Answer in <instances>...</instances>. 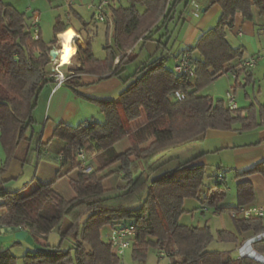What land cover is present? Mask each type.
<instances>
[{
	"label": "trees",
	"instance_id": "1",
	"mask_svg": "<svg viewBox=\"0 0 264 264\" xmlns=\"http://www.w3.org/2000/svg\"><path fill=\"white\" fill-rule=\"evenodd\" d=\"M128 1V6L109 7L114 47L108 46V53L100 61L88 46L82 49L78 45L80 63L70 69L64 82L66 86L75 90L83 73L120 74L124 70L122 65L132 59L127 50L139 40H153L154 33L169 20L179 2ZM211 4L221 8L216 25L182 51L188 53L194 63V77L175 73L166 65L167 54L161 53L139 64L126 77V81H130L117 98L96 101L104 122L91 119L76 126L59 123L55 127L52 138L62 142L60 165H68L70 170L76 171L70 181L74 197L64 198L53 188L52 182H37L31 188L26 186L16 191L0 189L3 197L0 208L4 209L0 226L25 229L36 243L51 249L28 250L22 256V264H118L121 258L101 235L103 227L116 225L133 226L132 256L141 263L148 248L154 247L159 253L167 254L171 264H264L248 256L232 257L229 251L208 250L213 240L209 226L179 223L184 200L197 198L204 186L205 164L198 161L201 154L186 157L172 169L154 175L173 159V150L203 141L209 129L247 131L264 127V100L232 109L222 99L198 94L202 86L227 73L231 61L242 57V48L229 44L226 30L232 27L237 14L251 20L256 12L264 19V0H212ZM69 8L76 14L72 6ZM27 18L24 12L0 0V143L5 154L0 176L21 141L28 143L27 155L32 151L39 157L42 146L41 132L33 129L32 112L40 90L52 82L50 45L42 40L40 28L38 38L33 37ZM255 26L264 33V23ZM68 28L69 23L56 17L55 36ZM156 41L165 49V41ZM119 54L118 66L113 68ZM142 114L144 124L131 132L128 124ZM127 137L132 143L117 152L115 145ZM80 146L89 153L96 152L97 164L89 173L79 169L75 152ZM25 160L28 161V157ZM113 165H118L117 170L122 172L125 181L116 191L105 188V177L101 176V172ZM252 173L264 176V160L233 175L237 179ZM223 176L221 170L217 171L215 185L207 189L200 201L201 208L213 206L217 214L230 213L253 201L251 183L242 181L235 186L236 204H222L227 190ZM29 188L31 190H27ZM79 204L82 205L79 214L64 231H59L61 240L71 236L73 245L63 250L60 244L46 243L48 234L59 230L63 217ZM231 219L234 232L217 231L221 242L239 246L246 236L264 229L261 218ZM253 246L264 252V242H255ZM1 247L0 264H17L18 258Z\"/></svg>",
	"mask_w": 264,
	"mask_h": 264
},
{
	"label": "crops",
	"instance_id": "2",
	"mask_svg": "<svg viewBox=\"0 0 264 264\" xmlns=\"http://www.w3.org/2000/svg\"><path fill=\"white\" fill-rule=\"evenodd\" d=\"M117 0H111V6H128L117 3ZM212 0H179L176 4L175 9L170 13L169 20L159 29L154 35L153 40L137 41L131 48L127 50L129 57L134 58L139 63L136 67L148 60H152L165 53L168 56L167 67L173 69L177 56L182 53L189 46L193 45L197 38L208 29L214 27L220 17L221 8L218 4H211ZM142 11L143 7H139ZM76 11V10H75ZM79 20L82 21V16L79 12H75ZM110 16V12H109ZM64 23L70 24L77 38V45L81 48H86L84 40L80 36L82 31L81 26L76 23H72L67 19ZM107 23V28L113 27V20L110 16V20ZM264 19L259 17L255 12L251 20L244 19L240 14L235 16L233 27L226 30V38L232 47H241L242 51L244 48V41L234 44L233 40L229 38L228 33H232L233 36L242 37L244 36L254 40L255 36H259L260 31H257L255 25L263 24ZM173 24L175 28L181 27V31L186 29L185 36L182 39L178 37L173 40V33L170 32L169 27ZM241 33V35L238 34ZM78 33V34H77ZM157 39L161 42L165 41V49L158 45ZM173 40V41H172ZM172 43V44H171ZM50 45V44H49ZM141 46L144 48V52L138 55H131L136 47ZM121 56V54H119ZM259 61L262 60L260 56L256 57ZM99 59V58H98ZM104 59V58H103ZM103 59H99L103 61ZM244 60L243 56L239 59H235L228 64L229 71L227 73L234 72L235 80L243 72L247 81L252 79V68L241 69V62ZM79 60H76L75 65H79ZM118 61H114L113 68L118 66ZM127 64V63H126ZM124 70L118 75H100L97 73H83L80 75L79 85L72 90L65 84L55 86L53 82H49L39 92L37 98V104L32 112L33 125L37 127L41 132V148L53 145L51 156L58 164L61 161L58 159L62 148V142L53 139L52 134L55 127L59 123H67L73 125L74 123L87 122L88 120L94 119L93 108L97 107V100H112L118 97L123 91L125 86L129 83L126 81L125 65ZM134 65V64H133ZM135 67V68H136ZM225 73V74H227ZM224 75V74H223ZM239 83V82H238ZM237 84V82H235ZM264 98L255 103L253 101L247 102L242 106L247 107L251 103L259 104L263 102ZM102 114V113H101ZM145 117L140 116L139 121H132L128 127L131 132L137 129L139 126L144 124ZM238 126H236L237 128ZM24 142L22 152L17 153L20 145ZM196 144L198 148L194 154H201L198 161L205 165H211L214 167H222L227 169L231 175V183H233V200L236 204L235 197V186L238 182L248 181L253 187L254 197L250 204H264V176L259 173H252L240 178H234V172H242L253 167L258 162L264 160V127L258 126L254 129L247 131L235 130H215L209 129L203 141ZM40 148V151H41ZM14 157L11 159L5 172L0 176V189L5 191H16L26 186L30 187L34 182H49L50 168L49 166H43V170L38 173V169H35L33 162L25 160L28 150V143L21 141L17 147ZM40 155V154H39ZM40 162L38 161V164ZM41 165V164H40ZM46 165V164H43ZM58 171V170H57ZM56 171V172H57ZM55 172V173H56ZM225 177V174L223 178ZM225 179V178H224ZM226 181V180H225ZM227 190L226 196L229 189L226 183ZM229 189V190H228ZM227 205V204H226ZM230 205V206H232ZM234 232V227L232 230ZM248 237V236H246ZM237 244H235V248Z\"/></svg>",
	"mask_w": 264,
	"mask_h": 264
},
{
	"label": "rangeland",
	"instance_id": "3",
	"mask_svg": "<svg viewBox=\"0 0 264 264\" xmlns=\"http://www.w3.org/2000/svg\"><path fill=\"white\" fill-rule=\"evenodd\" d=\"M4 3L11 4L20 12H24L27 18V25L31 26L32 20L30 18L31 14L27 12L28 7L35 10L39 15L38 26L41 32V38L46 44L59 45L57 42V35L55 36L53 26L55 24L56 17H59L61 22H65L69 19L72 23L78 24L81 26L82 31L80 32L81 38L84 40L85 44L89 47L91 52L96 58L103 59L108 53L107 47L110 46V49L114 47L113 36H112V27L107 28L106 22L95 21L92 17V9L87 8V4L89 0H73L72 8L80 13L82 16V21L71 11V9L66 6L64 3L58 0H2ZM97 0H94L96 2ZM117 3H121L122 5H128V0H117ZM181 27L175 28L173 24L169 27L170 32L173 33V40L177 37L182 39L185 36L186 29L180 30ZM76 32V31H75ZM156 33V32H155ZM154 33V34H155ZM229 38L233 40L234 44H238V42L244 41L243 48V58L244 60H248L251 58H255L260 56L262 58L261 61L259 59L255 62L252 67V79L250 81L246 80L244 73L242 72L237 79L232 73H227L223 75V80H213L210 83L202 86L198 94L210 95L213 99H222L227 104V92H231L236 100L237 105L242 106L243 104L253 101L258 103L264 98V33H260L259 36H255L254 40L244 36V40L242 37L233 36L232 33H228ZM172 40V41H173ZM55 41V42H54ZM172 44V43H171ZM77 42L75 43V50H77ZM144 48L138 46L133 51V55H138L139 53L143 54ZM79 53L76 52L73 58L70 59V63H76L78 60ZM121 58V57H120ZM119 58V59H120ZM139 62L136 61L135 56L125 65V75L131 74L134 72L136 65ZM134 64V65H133ZM62 71L66 72L67 66H62L60 68ZM237 82V84H235ZM239 82V83H238ZM97 105V104H96ZM95 118L93 120L102 123L105 121V117L101 114L99 110V106L93 108ZM144 116V114H142ZM122 118L124 119L123 115ZM125 121V120H124ZM139 121V118L135 120ZM134 121V122H135ZM79 123H74L73 126H76ZM129 125V124H128ZM35 128L36 125H33ZM34 130L38 131L37 129ZM30 135V131L28 130L27 136ZM132 143V141L127 137L122 141L118 142L115 145V150L117 152H121L128 148V146ZM24 142L19 146L17 153L20 154L23 149ZM199 144H189L185 147H180L172 151L173 159L159 168L154 175L160 174L166 170L172 169L176 166L179 161L184 160V158L189 157L194 154ZM54 148L53 145H48V147L41 148L39 157L36 155V152H29L28 161L33 162V166L35 169H38V173H40L43 169V166H49L50 168V178L49 182H52L53 188L61 194L64 198L70 199L74 197L75 193L71 186V179L75 176L76 171L70 170L68 165H60L58 164L51 156L55 151H52ZM14 157V156H13ZM12 157V158H13ZM11 158V159H12ZM8 165L10 164V161ZM5 160V154L0 143V165ZM38 161L40 162L38 164ZM41 164V165H40ZM46 164V165H43ZM96 156L93 161V167L96 165ZM8 167V166H7ZM118 165H113L107 168L105 171L101 172V176H104L103 184L105 188L116 191L121 189L125 181L122 178V172L117 170ZM7 169V168H6ZM58 170V175L56 177V171ZM221 170L225 174V180L228 184L230 191H228L227 196L225 197L222 204L224 205H232L234 204L233 200V183H231V175L227 171V169L214 167L211 165H205V178H204V186L202 187L197 198L190 197L186 198L183 202V212L179 217V223L183 225H195V226H204L207 225L210 227L213 240L207 246L208 250H218V251H229L232 257H237V252L235 248V244L229 242H221L217 237V231L221 229L232 230L233 221L227 211H222L220 214L215 213L213 206H207L205 208H201L200 201L203 199L204 194H206L207 189L215 185V174L217 171ZM31 187L35 186L37 182H34ZM30 187V188H31ZM27 190H31V189ZM228 189V190H229ZM82 209V205H77L73 209H71L62 219L59 230H52L46 239V243L52 246H58L60 244V248L63 250L68 249L73 245V238L71 236H67L66 238L61 240L59 231H64L68 225L75 219V217L79 214ZM4 212V209L0 208V214ZM111 227H103L101 229V235L103 239L108 240V234L110 232ZM1 249L8 250L9 253L16 256L17 264H22V256L28 251L31 250L32 247L29 246L24 241H11L6 242L1 245ZM160 250L150 247L146 252V257L144 262H139L135 260L132 256V248L129 247L125 249L121 262L123 264H171L170 258L168 255H160Z\"/></svg>",
	"mask_w": 264,
	"mask_h": 264
},
{
	"label": "built area",
	"instance_id": "4",
	"mask_svg": "<svg viewBox=\"0 0 264 264\" xmlns=\"http://www.w3.org/2000/svg\"><path fill=\"white\" fill-rule=\"evenodd\" d=\"M58 1H61L68 7L72 6L73 4V0H58ZM86 4H87V8L92 9V17L94 18L95 21L108 22L110 20L109 7L111 5V0H97L96 2H94V0H89V2ZM27 12L31 14L32 24L30 28L33 31V37L37 39L38 38L37 33L39 29L38 26L39 15L35 10L31 9L30 7H28ZM238 34L241 35L240 32H238ZM77 41H75L74 44ZM74 54L76 55V51ZM74 54L72 55L71 59L73 58ZM120 57L121 56L116 57L114 61H119ZM256 61H257L256 57L248 60H243L241 62V67L245 69H251ZM50 65H51V71L49 77L52 79V82L55 86H59L61 84H64L65 80L67 79V75L71 73L70 69H72V67L75 64H71V63L66 64L65 66H67V70L66 72H64L60 69L64 65L58 62V56H57L54 60L50 59ZM173 70L177 74H182L188 77H194L195 66L190 55L188 53H181L175 60ZM231 73L235 76L234 72L231 71ZM216 80L222 81L223 75L218 76ZM227 101H228L227 105L230 108L235 109L238 107L235 97L231 92H227ZM95 156H96V152L92 151L89 153L87 152L84 146L78 147V149L75 152V157L79 163V169L82 173H89L93 170V161ZM58 159L60 161L62 160L61 153L58 155ZM2 202H3V197L0 195V203ZM229 215L231 218L241 217V218L264 219V204H250V205L239 206L237 210L230 212ZM134 234L135 231L133 226L131 225H116L114 227H111L110 232L108 234V242L111 244L114 253L119 258L122 257L125 249L131 247V242L132 239L134 238ZM255 242H264V229L247 237L239 246H237L236 248L237 257L248 256L254 258L260 263H264V252H259L253 246ZM160 255H165V254L161 252ZM118 264H123V263L120 261Z\"/></svg>",
	"mask_w": 264,
	"mask_h": 264
},
{
	"label": "water",
	"instance_id": "5",
	"mask_svg": "<svg viewBox=\"0 0 264 264\" xmlns=\"http://www.w3.org/2000/svg\"><path fill=\"white\" fill-rule=\"evenodd\" d=\"M48 55L51 60H54L57 57L56 45L50 46ZM24 241L33 249L38 251L51 250L35 242L33 237L25 229L11 228L7 226H0V245L11 242V241Z\"/></svg>",
	"mask_w": 264,
	"mask_h": 264
},
{
	"label": "bare ground",
	"instance_id": "6",
	"mask_svg": "<svg viewBox=\"0 0 264 264\" xmlns=\"http://www.w3.org/2000/svg\"><path fill=\"white\" fill-rule=\"evenodd\" d=\"M78 36L76 33L68 28L61 34L57 35V56L58 62L62 65H66L70 63V59L72 55L75 53V44L74 42L77 41Z\"/></svg>",
	"mask_w": 264,
	"mask_h": 264
}]
</instances>
